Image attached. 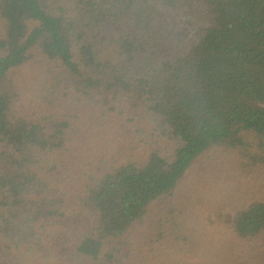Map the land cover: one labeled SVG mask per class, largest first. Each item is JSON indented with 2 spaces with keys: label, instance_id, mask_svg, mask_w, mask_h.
Masks as SVG:
<instances>
[{
  "label": "trees",
  "instance_id": "trees-1",
  "mask_svg": "<svg viewBox=\"0 0 264 264\" xmlns=\"http://www.w3.org/2000/svg\"><path fill=\"white\" fill-rule=\"evenodd\" d=\"M0 264H264V0H0Z\"/></svg>",
  "mask_w": 264,
  "mask_h": 264
}]
</instances>
